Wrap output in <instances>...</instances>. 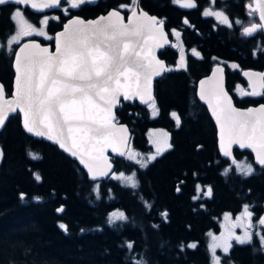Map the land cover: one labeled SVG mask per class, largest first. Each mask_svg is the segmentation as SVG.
Listing matches in <instances>:
<instances>
[{"label": "trees", "instance_id": "1", "mask_svg": "<svg viewBox=\"0 0 264 264\" xmlns=\"http://www.w3.org/2000/svg\"><path fill=\"white\" fill-rule=\"evenodd\" d=\"M10 8L0 9V38L14 27ZM207 33L212 39L199 46L205 68L195 67L192 61L185 71L165 72L154 80L153 96L163 118L151 117L147 105L135 101L121 102L115 110L116 120L131 131L129 147L149 148L146 131L162 125L163 119L167 123L162 126L171 129L174 151L170 158L165 153L143 168L124 158L113 159L114 171L135 170V187L111 177L89 181L55 145L26 134L18 114L8 118L0 131V264H136L138 260L145 264H212L208 233L216 231L221 211H238L248 201L249 178L224 172L228 159L210 166L215 142L208 124L185 119L172 124L166 111L173 107L183 111L186 102L201 105L194 97L193 84L216 59L237 61L241 68L264 69V45L257 58L251 59V44H234L225 35ZM11 54H0V81L7 95L13 76ZM241 78L239 70L227 69L226 87ZM259 102L264 103V95L245 104ZM205 150L204 171L195 165L192 172L188 164L202 158ZM196 180L211 188L203 209L192 199ZM114 211L124 213L126 219L110 222ZM192 244L196 247H189ZM258 246L256 239L234 243L229 253L220 254V264H264Z\"/></svg>", "mask_w": 264, "mask_h": 264}, {"label": "snow or ice", "instance_id": "2", "mask_svg": "<svg viewBox=\"0 0 264 264\" xmlns=\"http://www.w3.org/2000/svg\"><path fill=\"white\" fill-rule=\"evenodd\" d=\"M8 2L9 0H0V5ZM14 2L17 5L30 4L32 9L37 10L62 7V0H14ZM64 2L68 6L62 7V11L68 14L69 9L80 8L90 0ZM174 2L181 3V0ZM131 4L136 5L137 0H131ZM181 6L196 7L194 0H185ZM121 7L126 8L128 5ZM257 7L259 18L264 22V2L258 3ZM203 15L214 16L221 24L231 27L228 17L222 11H205ZM11 19L18 25V30L6 42L5 46L9 50H12L14 44L19 43L21 37L36 35L49 40L54 39L55 51L31 41L23 44L19 51L13 52L15 89L12 97L6 98L3 85H0V128L5 125L10 115L18 111L22 114L23 128L27 133L36 137H46L71 156L78 157L92 179L109 175L106 169H111L112 165L105 155L107 148H111L113 153L120 156L127 155L129 160H135L141 167H147L148 162L156 159V155H150L144 160L137 159V154L122 150L127 144L128 130L124 126L117 127L113 109L121 102V97L125 101L138 97L152 110V116L157 115L152 92L153 78L173 70L166 67L155 52L169 43L163 30V20L149 16L143 11L138 12L136 7H132L131 16L127 23H124L120 11L114 9L94 21L86 22L79 17L71 18L63 25V31L52 37L48 36L45 30L49 22L47 15L39 21L42 25L39 28L28 23L19 9ZM261 28H264V23H253L251 27H245L243 32L245 35H251ZM174 35L177 40L180 39L179 32H174ZM192 53L200 56L195 49H192ZM178 67H185L182 48ZM222 72L223 69L217 67L212 77L201 80L199 92L200 99L206 101L219 125V150L223 156L232 157L233 145H238L240 149L250 148L256 154V162L264 166V105L246 110L234 107L231 97L223 87L222 76L217 75ZM244 75L249 77L251 91L241 89L240 95H261L257 88H264V73L244 72ZM171 115L179 125L181 121L177 113L172 112ZM161 135L165 139L153 141L157 155L171 147L166 139L167 133ZM232 164L245 176L251 175L254 171L250 163H238L233 158ZM134 177L135 174L125 176L120 173L115 178L125 180L135 187ZM204 194L210 196L211 188ZM252 217L253 212L245 205L242 215L237 218L244 227L242 235L235 234L234 228L237 225H233L220 237L213 236L210 248L214 264H220V257L216 256L217 248L227 254L232 248L233 239L238 244L252 241L253 233L250 231L254 226ZM125 219L124 213L117 212L111 214L110 222ZM258 224L264 226V217L258 219ZM60 227L66 230L65 225L62 224ZM259 239L264 245V234H259ZM128 247L131 249L133 245L129 243ZM189 247L194 248L196 245L192 244ZM136 264L145 262L138 260Z\"/></svg>", "mask_w": 264, "mask_h": 264}, {"label": "flooded vegetation", "instance_id": "3", "mask_svg": "<svg viewBox=\"0 0 264 264\" xmlns=\"http://www.w3.org/2000/svg\"><path fill=\"white\" fill-rule=\"evenodd\" d=\"M183 2H185V0H181V3H175L174 0H137V4L132 5L131 0H90V2L82 5L80 8L69 9L68 14H64L62 11V7L68 6L64 2V0H62V7L50 8L48 11H45L43 13L32 12L29 9L25 7H21L20 5L17 4L12 5L14 3H7L4 5H0V9L2 10L3 8L9 7V5H11L9 11L11 14L10 16L12 17L13 9L17 7L21 8L25 19L37 28L42 27L39 21L42 20L45 15H47L49 17V22L45 30L48 36L54 37V33L58 31L61 28L62 24L70 17L79 16L84 19L94 18L99 14H103L111 9L112 10L115 9V10H119L121 15L124 17V20H126L129 14L131 13L132 7L139 8L142 11L148 13L149 15L156 17L158 20L164 21L163 30L167 36L169 43L164 45V47L158 49L157 54L158 57L166 63L168 68L173 69L172 70L173 72L185 71L187 67H189L192 61L193 62L196 61L195 67L199 69L205 68V63L200 61L203 60V56L201 54V51L199 50V46L210 38L209 34L207 33L208 31H212L214 32V34H218V35L219 34L225 35L226 36L225 39H227V41H230L231 43L234 44H243V43L251 44L252 45L250 50L251 53L249 57L251 59L257 58L259 47L261 45H264L263 28L257 29V31L251 35H245L243 32V29L245 27H251L253 23L256 24L259 23L257 11L253 7V0H194V3L196 5V7L194 8L182 7L181 4ZM122 5H128V7L126 8L121 7ZM205 11H222L224 15L228 17L231 23V27H229L228 25L221 24L214 16H204L203 13ZM53 17H59V19H53ZM185 21H187V23ZM236 21H240V23H236ZM1 30L3 31V29ZM13 30L14 27L10 30V32L6 33L2 38H0V54L3 53L4 56H5V51L6 52L12 51L11 54V59H12L13 52L15 51L16 47L21 42L29 39H36L39 42L43 44H49L52 47L53 39L49 40L46 37L33 35L31 37H21L19 43L14 44L12 46V50H9L5 47V41L9 36H11ZM174 32L180 33L179 40L176 39ZM216 38H221V37L217 36ZM176 45H179V47H176ZM181 48L184 51V57H185L184 68L178 67L180 62ZM192 49H195L197 52H199L200 56H195L192 53ZM242 56L244 57L245 55ZM218 62H220L219 64L224 67L225 79H226L227 69L232 71L239 70V75L242 77L241 79L231 81L228 88L226 87L227 91L230 93L233 99L234 104L241 108H246L248 106L258 104V103L245 104L250 98L257 96L240 95L241 89L245 91H251L248 81L241 75V70L246 68H241L240 64H238L237 61H226L222 59H216L210 64V66L208 67V71L214 64H218ZM232 65H236V67H232ZM255 70H259V69H255ZM259 71H264V69H260ZM197 79L193 84V94L195 99H197V101L201 105H199L197 102L194 101L189 103L186 102L185 107H182L183 111H180V109L177 107L167 109L166 117L168 120H170L172 124L173 123L176 124L175 117L171 115L172 112H176L177 115L180 117V121H182L183 119H185V121L188 122L200 121V123H203L204 126L208 124L209 128L211 127L213 133L212 134L209 133L210 134L209 136L213 138L212 139L213 143L215 142V151H216L215 153V151L212 150L211 154L209 155L211 161L210 166H212L218 164V162L220 163L221 161H223V159H228V158L223 157L219 154L216 146L214 125L205 106L203 105V103H201L198 100L196 96L195 91H196ZM258 91L262 93L259 96L264 95V88H261ZM259 103H263V102H259ZM156 108H157V115L152 116V110L148 108L149 115L151 117H159L160 119L163 118V115H161V110L159 109V107L156 106ZM165 123H167L166 119H163L161 121V124L165 125ZM162 125H157L153 127L154 128L160 127L166 131L167 142L171 145V147L167 148L165 151H163L158 155L155 153L154 155H156V159L160 158L161 155H164L165 153H168L170 158L172 156L171 153L174 151L171 129L167 126H162ZM199 146L200 145H197L196 148L197 149L200 148ZM196 151L198 152V150H195L194 152ZM244 151L245 150L240 151L237 149H233V154L235 160L247 159V161L252 165L254 169L253 173L251 175H248L249 178V184L247 190L249 196L248 201L244 205H242L238 211H232V210L221 211V213L216 217L217 218L216 220H218L223 213H228L232 217H239V213L241 211L243 212L244 206L248 205L250 211L253 212L252 224L254 226L250 229V231L253 233V239L251 242H253L255 239L259 242V246L256 248H259L263 251L262 255L264 258V245L261 244V241L259 239V234H264V226L258 224V219L260 217H263V212H264V166L259 165L254 160V157L251 152L249 151L244 152ZM205 152L206 150L204 151V156L202 158H198L197 162L195 161V159H193L194 161L192 160V164H188V168H191L192 172H194L195 165H198L196 168L197 170L204 171L205 164L203 161L205 160ZM215 156H217V158H215ZM218 157L220 159H218ZM153 161L154 160H152L151 162ZM228 162L231 161L228 159ZM226 164L222 168L223 171L226 167ZM193 177H195V175H193ZM180 182H182V180ZM198 188L200 189L198 190ZM177 189H179V187L176 185L175 186L176 193L180 191V189L179 191ZM208 189L209 186L203 185L201 183V180H196L194 182V191H193L192 199H193V203L196 204L199 209L204 208L205 205L204 200L207 198V196H209V195H205L204 193H206ZM194 197H198V198L194 199ZM232 223L234 222L232 221ZM216 230L217 231L219 230V224L217 225Z\"/></svg>", "mask_w": 264, "mask_h": 264}, {"label": "water", "instance_id": "4", "mask_svg": "<svg viewBox=\"0 0 264 264\" xmlns=\"http://www.w3.org/2000/svg\"><path fill=\"white\" fill-rule=\"evenodd\" d=\"M261 2H264V0H253V7L256 9V11H257V15H258V19H259V23H257V24L264 23V22H262V21L260 20V18H259V11H258V7H257V6H258V3H261ZM8 3H14V4H16V3L14 2V0H9ZM6 4H7V3H6ZM3 5H4V4H3ZM20 6H21V7H25V8H27V9H29L30 11L35 12V13H43V12L48 11V10L50 9V8H49V9H42V10L32 9L31 6H30V4H28V5L20 4ZM109 11H112V9L109 10ZM109 11H107V12H105V13H103V14H99V15H97V16L94 17V18H88V19H84V18L79 17V16H73V17H70V18H68V19L62 24L61 28H60L58 31H56V32L54 33V37H55V35H56L57 33L63 31V25L66 24V23L68 22V20L71 19V18L79 17V18L83 19V20L86 21V22H87V21H94V20H97V19H98L99 17H101V16H106V15L108 14ZM137 11L139 12V11H142V10L139 9V8H137ZM143 12H144V11H143ZM145 13H146V12H145ZM147 14H148V13H147ZM148 15H149V14H148ZM130 16H131V13L129 14L128 18H129ZM149 16H151V15H149ZM128 18H127L126 20H124V23H127ZM263 30H264V28H263ZM31 41H35V42L39 43L42 47H48V48L50 49V51H53V52L55 51V40H54V39H53L52 47H51L49 44H43V43L39 42V41L36 40V39L25 40V41L21 42V43L16 47L15 51H19L20 47H22L23 44L28 43V42H31ZM159 49H160V48H159ZM157 51H158V49L155 50L157 58H158L159 60L163 61L162 59H160V58L158 57ZM163 62H164V61H163ZM164 63H165V62H164ZM165 66L167 67L166 63H165ZM217 67H220V68L223 69L222 74H217V75H218V76H222L223 87H224L225 91L228 93V95L231 97L230 93L227 91L226 86H225V73H224V67H223L222 65H220V64H214L206 74L200 76V77L197 79V81H196V91H195V92H196V96H197L198 100H199L201 103H203V105L205 106V108H206V110H207V112H208V114H209V116H210V118H211V120H212V123H213L214 128H215L216 146H217V149H218L219 154H220L221 156H223V154H222V153L220 152V150H219V125L216 123V119H215V117L212 115V111H211V109L208 107V104L206 103V101L201 100V99H200V95H199V92H200V81H201V80H207V79H209L210 77H212V76H213V72H214V70H215ZM11 69H12V72H13V76H12V85H11L10 94L7 95L6 92H5V94H6V98H11L12 95H13V93H14V89H15V58H14V55L12 56V59H11ZM244 72H250V73H264V71H259V70H255V69H251V68L242 69V70H241V75H242V76L248 81V83H249V77H246V76L244 75ZM159 77H160V76H159ZM159 77H154V78H153V81H152V92H153V94H154V80L157 79V78H159ZM253 79H256V78L253 77ZM257 83H259L258 80H257ZM0 85H3V84L1 83V81H0ZM206 87H208V86L206 85ZM3 88H4V86H3ZM260 89H261V88H259V87L257 88V90H260ZM4 91H5V89H4ZM231 99H232V97H231ZM120 101H121V102H129V103H132L133 101H136L138 104H141V105L143 104V103L140 101V99H139L138 97H133L132 99L127 100V101L123 100V97H121V98H120ZM232 103H233L234 107H236L237 109H240V110H246V109H248V108H258L260 105H264V103H258V104H255V105L248 106V107H246V108H241V107H238V106H236V105L234 104L233 99H232ZM119 105H120V103H119V104L113 109V113H114V116H115V121H114V122L116 123L117 127L124 126V127H126L127 130H128V131H127V136H128L127 144H126V146H125L124 148H122V150L126 152L128 146H129L130 138H131V131H130V129H129V126H128L126 123H124V122H120V121H116L115 110L119 107ZM15 114H18V116H19V122H20V126H21L22 130H23L26 134H28V135H30V136H33V137H36V136H34L33 134L27 133L26 130L23 128V124H22L23 117H22V114L19 113L18 111H17V113H15ZM12 115H13V114H12ZM10 116H11V115H10ZM7 120H8V119H7ZM6 122H7V121H6ZM5 124H6V123H5ZM4 126H5V125H4ZM4 126H3V127H4ZM3 127L0 128V131L3 129ZM36 138L43 139L44 141H47V142H49V143L55 145V146L57 147L58 150H60L61 152H63V153H64L66 156H68L70 159L74 160V161L76 162V164H77V165L83 170V172L85 173L87 179H88L89 181H91V182H97V181H101V180H104V179L108 178V177L110 176V174H111V173L114 171V169H115V165H114L113 159H114V158H121V157H123V156L118 155L117 153H113L112 150H111V148H107L106 151H105V155L108 156V158H109V162H110L111 165H112L111 169H106V171L109 172V175H107V176H97L96 179H92L91 174H89V173L87 172V169L85 168V166H84L83 164L80 163V160H79L78 157H73V156H71L70 153L66 152L64 149H61L57 143H55L54 141H50V140H48L46 137H36ZM233 149H237V150H240V151H243V150H245V151H249V152L252 153V155H253V157H254V160H255V155H256V154H255V152L252 151V149H250V148L240 149L238 145H233V146H232V151H233ZM223 157H225V156H223ZM226 158H228L230 161H232V159L234 158V154H233L232 157H226ZM255 161H256V160H255ZM61 209H62L61 207L58 208V209H57V212H60ZM263 217H264V212H263Z\"/></svg>", "mask_w": 264, "mask_h": 264}, {"label": "rangeland", "instance_id": "5", "mask_svg": "<svg viewBox=\"0 0 264 264\" xmlns=\"http://www.w3.org/2000/svg\"><path fill=\"white\" fill-rule=\"evenodd\" d=\"M19 9L21 12H22V9L17 7L15 9H13L12 11V16L14 15L15 11ZM22 15H23V12H22ZM24 17V16H23ZM25 19V17H24ZM26 20V19H25ZM29 23V22H28ZM39 28V27H38ZM18 30V25L15 23L14 21V30L11 34V36H9L7 38V40L11 39L12 35H15L16 31ZM7 40L5 41V45H6V42ZM6 47V46H5ZM7 48V47H6ZM8 49V48H7ZM220 62H218L219 64ZM161 133H166V131L162 128H154V127H149L146 131V137H147V143L149 145V148L145 149V150H140V149H136V148H133V147H129L127 148L126 150V153L131 151L132 153L134 154H137V159H141V160H144L146 159L148 156L150 155H154L156 153V145L153 143L154 140L156 139H165V137H163L161 135ZM167 139V137H166ZM0 153H1V149H0ZM0 158H1V155H0ZM124 159L125 161H130L132 163H134L135 165H137L138 167L140 168H143L140 166V164H138L135 160H129L127 158V155L124 156ZM238 163H249L247 161V159H244V160H236ZM151 162V161H150ZM148 162V163H150ZM232 162V161H231ZM231 162H227L226 164V167L224 169V172H228V171H234V172H238L240 173L237 169H236V166L233 165ZM120 173H123L125 176H129V175H133L135 174V170H128V171H125V170H117V171H114L113 174L110 175V177L112 179H115L117 181H119L121 184L123 185H127V186H132L130 183H128L127 181L125 180H120V179H116L115 177L116 176H119ZM135 178V182H136V176L134 177ZM200 188H198L199 190ZM112 213H117V211H114ZM110 213V217H111V214ZM242 211L239 213V217L242 215ZM226 216H227V219H226ZM238 217H232L230 216L228 213H223L222 216L217 220V223L219 224V230L216 232H209L208 233V240H207V245L210 249V253H211V259H212V264H214V259H213V255H212V251H211V248H210V245L212 244L213 242V236L215 237H220L222 234H225L228 230L229 227H231V225H237L235 228H234V231H235V234L236 235H242L243 232H244V227L241 225V222H239L237 220ZM232 221L234 223H232ZM232 245L234 243H237L234 239L231 241ZM223 253L222 249L220 248H217L216 249V256H219L220 257V254Z\"/></svg>", "mask_w": 264, "mask_h": 264}]
</instances>
